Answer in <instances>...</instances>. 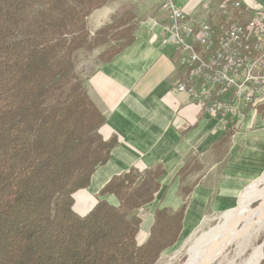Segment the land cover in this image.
<instances>
[{
  "label": "trees",
  "instance_id": "16d2710c",
  "mask_svg": "<svg viewBox=\"0 0 264 264\" xmlns=\"http://www.w3.org/2000/svg\"><path fill=\"white\" fill-rule=\"evenodd\" d=\"M110 1L0 0V264H155L183 231L184 205L156 208L137 239L160 163L112 176L87 214L73 209L117 144L100 133L87 79L133 44L141 22L125 7L90 33L86 19Z\"/></svg>",
  "mask_w": 264,
  "mask_h": 264
},
{
  "label": "crops",
  "instance_id": "0c3cea01",
  "mask_svg": "<svg viewBox=\"0 0 264 264\" xmlns=\"http://www.w3.org/2000/svg\"><path fill=\"white\" fill-rule=\"evenodd\" d=\"M203 1L171 0L186 18L198 22L213 18L202 11ZM240 1L264 7V0ZM113 14L105 5L97 9L91 27H102ZM169 15L142 23L133 44L88 77L87 93L105 117L100 133L106 140L117 138V144L108 162L94 172L90 186L73 195L74 211L85 215L112 176L160 163L161 188L141 209L151 213L140 229L148 235L156 208L175 212L184 205L185 230L205 215L227 211L264 173V105L247 112L237 125L230 116L222 121L190 94L177 91L179 83H190L183 62L186 53L153 24L168 23ZM108 200L117 203L113 196Z\"/></svg>",
  "mask_w": 264,
  "mask_h": 264
},
{
  "label": "built area",
  "instance_id": "2783aa9c",
  "mask_svg": "<svg viewBox=\"0 0 264 264\" xmlns=\"http://www.w3.org/2000/svg\"><path fill=\"white\" fill-rule=\"evenodd\" d=\"M168 5L169 22L153 24L186 53L190 83H179L177 91L190 94L222 121L230 116L237 125L247 112H257L264 105V7L205 0L201 9L214 19L198 22L171 1Z\"/></svg>",
  "mask_w": 264,
  "mask_h": 264
},
{
  "label": "bare ground",
  "instance_id": "6f19581e",
  "mask_svg": "<svg viewBox=\"0 0 264 264\" xmlns=\"http://www.w3.org/2000/svg\"><path fill=\"white\" fill-rule=\"evenodd\" d=\"M262 183L264 173L245 187L236 206L221 215V223L194 237L187 248L184 264H212L223 257L230 245H236L240 253L247 247L251 233L264 226V186L259 188ZM257 200L258 204L253 208L251 205ZM263 247L264 244L254 248L243 264H258L264 255Z\"/></svg>",
  "mask_w": 264,
  "mask_h": 264
},
{
  "label": "rangeland",
  "instance_id": "374dc122",
  "mask_svg": "<svg viewBox=\"0 0 264 264\" xmlns=\"http://www.w3.org/2000/svg\"><path fill=\"white\" fill-rule=\"evenodd\" d=\"M212 1L217 2V0H212ZM169 3L170 0H112L107 4H105L106 7H109L111 10L114 11V14L112 15L111 18H109L108 20L109 22L107 23L112 22L118 16L121 9L125 7L133 6L134 8H136L137 12L139 13L140 16L139 18L141 22L139 24L138 29H141V26H143L142 23H146L149 18L152 19L160 18L161 16H165L167 13H169L170 12L168 5ZM93 14L94 12H92L89 15V17L86 19L87 28L90 31V33L99 29V28L94 29L93 27H91L90 21H91V16ZM243 17L248 18L246 15H243ZM103 26L104 24L102 25V27ZM99 49L100 48H98L97 51H99ZM97 51L92 54L90 53V57H94L98 53ZM80 54L82 55V53ZM83 64L85 66L88 65L87 61L83 62ZM263 186L264 184L262 183L259 186V188ZM257 204H258V200L253 202L251 206L253 208H256ZM235 206L236 203L231 206H228L227 209L234 208ZM224 211L205 215L202 218H200L198 222H192L191 225L188 226V228H186L181 232V235L179 236V240L172 247L162 252L161 256L157 259L155 264H184L187 258L186 251L190 242L194 239V237H197L201 232L208 231L218 223H221L220 217L224 213ZM140 214L142 216V222L144 224H147L151 217V213L149 212V210L141 211ZM251 235L252 236H250V239L249 238L247 239L249 241H246L247 247H245L241 253L239 252L240 250L236 245H230L225 250L223 257L214 261L212 264H243V262L248 258V256L250 255V253L253 251L254 248H256L258 245L264 244V226L262 227V229L260 228L259 230H257L256 233H251ZM147 237H148V233L142 228L140 232V237L138 236L139 244L144 242V240H146ZM262 261H264V255L262 259L258 262V264H261Z\"/></svg>",
  "mask_w": 264,
  "mask_h": 264
}]
</instances>
